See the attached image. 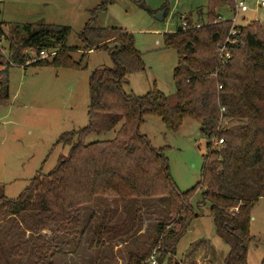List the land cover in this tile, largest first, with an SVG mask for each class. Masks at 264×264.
Wrapping results in <instances>:
<instances>
[{
	"label": "trees",
	"instance_id": "1",
	"mask_svg": "<svg viewBox=\"0 0 264 264\" xmlns=\"http://www.w3.org/2000/svg\"><path fill=\"white\" fill-rule=\"evenodd\" d=\"M113 1L103 0L97 9ZM225 8L234 11L236 0H208L199 23L185 16L174 32L165 34V47L176 49L179 57L173 71L175 92L165 94L154 88L141 96L125 90L128 77L146 69L131 31L88 23L80 33L82 45L71 47L70 26L39 21L15 24L6 32L5 26L13 23L0 22V38L8 42V58L0 53L5 60L0 72V105L8 103V69L14 64L86 68L84 58L90 51L102 50L113 61V67L97 68L90 75L89 124L60 136L58 143L67 146L68 152L48 173L39 172L18 199L2 194L7 211L11 215L34 213L39 229L53 223L72 234L80 223V208L99 197L119 199L125 213L134 202L167 198L169 212L160 231L164 233L166 225L174 223L168 234L179 230L177 244L202 214L196 208L209 206L216 234L229 247V264H248L251 212L264 198V29L259 21L240 26L239 33L231 36L235 42L228 44L231 57L221 64L219 48L231 28L229 21H219ZM44 49L55 50L54 58L32 61L31 54L39 56ZM81 50L82 58L74 60L72 52ZM148 116L159 117L171 132L180 131L186 119L200 125L207 152L202 179L191 189H179L163 148L154 147L141 132ZM224 118L240 123L225 128ZM110 131L115 134L112 139L86 142L93 133L100 138ZM220 139L224 144H218ZM197 192L200 200L195 203ZM139 215L137 208L131 225L127 217L106 224L105 214L100 228L106 242L132 236L141 223ZM152 249L142 256L132 254L129 264H152L147 262ZM175 249L165 246L157 264H164L165 258L168 264H182L172 261Z\"/></svg>",
	"mask_w": 264,
	"mask_h": 264
},
{
	"label": "rangeland",
	"instance_id": "2",
	"mask_svg": "<svg viewBox=\"0 0 264 264\" xmlns=\"http://www.w3.org/2000/svg\"><path fill=\"white\" fill-rule=\"evenodd\" d=\"M102 1L0 0V22L13 23L5 26L6 32L15 24L39 21L70 26L68 45L71 47L82 45L80 33L88 23L127 29L134 34L146 69L131 74L125 90L138 96L154 88L165 94L174 93L173 71L179 57L176 49L165 47L164 36L174 32L185 16L199 23L208 0H114L107 8L99 10ZM244 1L250 9L239 14L238 25L259 21L264 29L262 0ZM234 11H227L224 16L231 19ZM159 13L161 19L156 17ZM0 43V53L8 56L7 40L0 38ZM47 52L49 57L43 60L51 61L56 51L47 49ZM83 54L81 50L71 55L79 61ZM2 59L0 72L5 69ZM84 63L86 68L14 64L8 69L10 97L7 104L0 105V264H129L132 254L142 256L152 248L147 262L154 255L158 263L165 246H176L171 258L182 264H229V247L216 234L209 206L196 208L202 214L177 244L174 240L179 230L168 234L175 227L174 223H168L164 233L160 231L169 212L167 198L134 202L129 213H125L119 199L99 197L92 205L80 208V223L72 234L53 223L50 228L39 229V218L34 213L11 215L7 211L2 194L12 200L18 199L39 172L48 173L59 157L68 152L67 146L58 143L60 136L89 124L90 75L97 68L113 67V61L108 52L102 50L90 51ZM238 123L239 120L224 118L222 127ZM141 132L150 138L154 147L163 148L181 191L201 181L207 141L196 121L186 119L180 131L171 132L159 117L148 116ZM97 136L91 134L86 142L112 139L115 134L110 131L100 138ZM198 200L199 192L194 202ZM137 208H140L141 223L132 236L124 241L106 242L107 236L100 228L105 214L106 224L127 217L134 225ZM251 235L248 264H261L264 258V198L252 208ZM153 244L156 245L152 247ZM167 261L165 258L164 264H168Z\"/></svg>",
	"mask_w": 264,
	"mask_h": 264
},
{
	"label": "built area",
	"instance_id": "3",
	"mask_svg": "<svg viewBox=\"0 0 264 264\" xmlns=\"http://www.w3.org/2000/svg\"><path fill=\"white\" fill-rule=\"evenodd\" d=\"M260 6L264 7V0L261 1ZM249 9H250L249 5L244 0H239V1L236 0V9L233 13L234 16L231 19L225 17L224 15L219 16L220 22L229 21L231 23L229 36H228L227 40L219 48L221 64H225L227 62V60L231 57V53L228 49V44L231 42H235V39H232L231 36H235L236 34L239 33V27H240L238 25L239 14L247 12ZM183 25L186 26V22H183ZM0 48H1V43H0ZM53 54H55V52H53ZM5 56L8 58L7 55H5ZM48 57H49V53L47 52L46 49H44V50H41L39 56H36L35 58H33L32 61H36L39 58H48ZM219 88H222V86H219ZM223 143H224V139H220L219 144H223ZM151 262H152V264L157 263L156 257L154 255L151 256Z\"/></svg>",
	"mask_w": 264,
	"mask_h": 264
},
{
	"label": "crops",
	"instance_id": "4",
	"mask_svg": "<svg viewBox=\"0 0 264 264\" xmlns=\"http://www.w3.org/2000/svg\"><path fill=\"white\" fill-rule=\"evenodd\" d=\"M227 11L231 12L228 8L222 9L221 11L222 15H225ZM0 14H1V11H0ZM243 18H245L244 15H243Z\"/></svg>",
	"mask_w": 264,
	"mask_h": 264
},
{
	"label": "water",
	"instance_id": "5",
	"mask_svg": "<svg viewBox=\"0 0 264 264\" xmlns=\"http://www.w3.org/2000/svg\"><path fill=\"white\" fill-rule=\"evenodd\" d=\"M161 15H162V14H161V13H159V14H157V16H156V17H157L158 19H161Z\"/></svg>",
	"mask_w": 264,
	"mask_h": 264
}]
</instances>
